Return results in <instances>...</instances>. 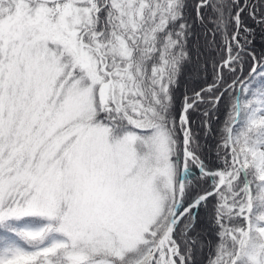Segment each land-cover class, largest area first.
<instances>
[{
	"label": "snow or ice",
	"instance_id": "snow-or-ice-1",
	"mask_svg": "<svg viewBox=\"0 0 264 264\" xmlns=\"http://www.w3.org/2000/svg\"><path fill=\"white\" fill-rule=\"evenodd\" d=\"M0 264H264V0H0Z\"/></svg>",
	"mask_w": 264,
	"mask_h": 264
}]
</instances>
